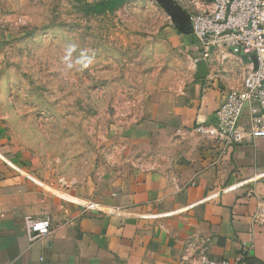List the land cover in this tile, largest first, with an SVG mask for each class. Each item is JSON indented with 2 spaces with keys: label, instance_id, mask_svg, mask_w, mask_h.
<instances>
[{
  "label": "crops",
  "instance_id": "0c3cea01",
  "mask_svg": "<svg viewBox=\"0 0 264 264\" xmlns=\"http://www.w3.org/2000/svg\"><path fill=\"white\" fill-rule=\"evenodd\" d=\"M136 17L122 18L131 31L141 24ZM17 22L16 14L0 12V71L5 39H12ZM26 32L20 34L27 40ZM54 35L36 32L37 54ZM148 36L158 39L154 67L131 68V77L106 82L143 89L127 102L119 90L116 113L89 117L83 132L60 110L74 98L73 53L65 80L54 60L50 77L37 79L35 87L52 88L46 94L8 95L11 79L0 78V264H177L187 245L232 264H264V219L258 214L264 206V137L245 136L216 163L198 131L215 120L225 95L242 86L248 59L229 54L226 77L213 63L208 77L199 79L193 38L168 15L159 33ZM109 150H121L123 157L111 162ZM138 154L147 168L129 164ZM29 220H47L49 234L35 238Z\"/></svg>",
  "mask_w": 264,
  "mask_h": 264
},
{
  "label": "rangeland",
  "instance_id": "374dc122",
  "mask_svg": "<svg viewBox=\"0 0 264 264\" xmlns=\"http://www.w3.org/2000/svg\"><path fill=\"white\" fill-rule=\"evenodd\" d=\"M102 1L104 0H0L1 14L14 13L18 21L14 25L12 39H9L10 35L5 39L7 50L1 64L0 78L4 76L11 79L6 87L7 94H46L52 88L35 87L37 79L50 77L46 74H50L47 70L54 60L53 63L58 64L59 68L58 77L65 80L67 55L69 53L71 58L73 53L76 80L75 86L70 87V93L74 92V98L69 108L67 103H61L60 110L65 119L72 115L76 130L83 132L87 126L90 128L89 117L98 115L103 110L112 115L116 113V103L122 102L116 101L119 90H123L124 102H127L132 99L133 94L143 89L131 86L121 88L106 82L108 79L131 77V68L146 71L154 67L157 60L153 54L157 49L153 41L156 43L158 39H150L149 31L159 33L168 14L156 0H149L150 5L146 0H126L112 12H93V6ZM176 1L188 7L191 0ZM135 10H139L141 15H137ZM134 15L139 16L136 19L141 24L138 29L131 31L122 18L131 20ZM2 20L4 22V18ZM21 30L27 31V40L20 34ZM37 31L41 36L51 31L57 33L54 35L57 38L48 37L43 41L46 49L38 54L35 50ZM25 46L26 54L23 51ZM52 47L54 50H51ZM160 50L163 54L164 48ZM20 79L27 82V87H24L25 83ZM106 89L108 96L110 95L108 102L102 97L106 94ZM59 90L61 94H67V87L60 86ZM120 98L123 99V96L120 95ZM110 121L115 125V120ZM111 139L112 144L119 141ZM121 157V150L108 151L111 162Z\"/></svg>",
  "mask_w": 264,
  "mask_h": 264
},
{
  "label": "built area",
  "instance_id": "2783aa9c",
  "mask_svg": "<svg viewBox=\"0 0 264 264\" xmlns=\"http://www.w3.org/2000/svg\"><path fill=\"white\" fill-rule=\"evenodd\" d=\"M198 2L191 0L190 6L181 5L189 13L192 23L190 35L196 51L195 65L202 60L209 66L219 63L221 75L226 77L225 64L229 54L249 61L242 86L225 95L213 122L198 127L209 148L215 152L218 163L245 136L264 137V0H211L210 7L204 4L201 8L197 6ZM144 162H147L146 157L138 154L129 164L147 168ZM258 214L264 219V206ZM28 226L29 231L37 232L35 238L50 232L47 220H29ZM177 264L232 263L213 259L206 252L196 253L187 245Z\"/></svg>",
  "mask_w": 264,
  "mask_h": 264
},
{
  "label": "water",
  "instance_id": "95a60500",
  "mask_svg": "<svg viewBox=\"0 0 264 264\" xmlns=\"http://www.w3.org/2000/svg\"><path fill=\"white\" fill-rule=\"evenodd\" d=\"M168 16L171 18L174 26L182 33H192V23L189 13L176 0H156ZM256 62V60H255ZM256 64V63H255ZM209 65L202 60L197 64L196 77L204 79L209 75Z\"/></svg>",
  "mask_w": 264,
  "mask_h": 264
},
{
  "label": "trees",
  "instance_id": "16d2710c",
  "mask_svg": "<svg viewBox=\"0 0 264 264\" xmlns=\"http://www.w3.org/2000/svg\"><path fill=\"white\" fill-rule=\"evenodd\" d=\"M126 0H104L102 2H98L93 6V12L96 13H106L112 12L117 7L122 5Z\"/></svg>",
  "mask_w": 264,
  "mask_h": 264
}]
</instances>
